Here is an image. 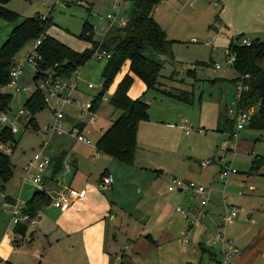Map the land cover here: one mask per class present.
Returning <instances> with one entry per match:
<instances>
[{"label":"rangeland","instance_id":"1","mask_svg":"<svg viewBox=\"0 0 264 264\" xmlns=\"http://www.w3.org/2000/svg\"><path fill=\"white\" fill-rule=\"evenodd\" d=\"M221 2L224 10L222 18L218 20L225 22L226 25L222 24V27L219 25L220 35L230 37L242 32L244 37L250 38L254 36L253 30L256 25L264 29V20L252 13L255 9L254 0H221ZM2 4L17 11L21 16L34 14L47 16L48 25L45 32L70 48L82 51L90 46L89 39L80 33L83 22L88 21L93 25V37L99 39L110 20L107 13L115 14L117 19L125 17L130 7V0H120V2L118 0H7ZM220 6V4L213 5V0H160L154 8L153 17L172 42L169 52L161 55L163 62L157 88H149L142 93V97L147 101L148 116L138 123L137 148L132 163L119 161L104 153L92 155L100 128L105 127L120 112V109L108 100L109 89L104 91L105 98H101L97 104L96 120L87 123L89 128L86 131L91 138V144L77 141L65 132L49 135L50 131L45 125L53 115L51 104L48 103L35 113L36 128L32 125L25 126L23 120L16 121L13 130L15 142L10 143L8 138L0 142V150L8 153L11 161V174L1 181L3 185H0L2 189L0 206L4 193L16 195L19 200L25 202L31 197L36 186L30 179L23 177L25 174L23 166L33 152L39 149L43 139L48 138V150L69 148L68 157L71 155L70 152L78 157L79 168L73 175V185L82 184L88 187L104 173L111 176L113 190L104 189L115 201V205L110 204L105 213L107 219H112L110 221L112 225L108 227L109 242L113 240L112 234L118 239L125 240L124 236H134L135 232L132 230L136 229L143 233L150 232L157 240L158 244L153 245L144 256H135L134 252H130L136 264H185L198 261L202 264H220L218 260L223 254L220 243L211 242L213 235L219 229L224 230V235L230 237L239 248L244 246L251 248L254 239L264 229L263 191L257 195V191L253 194V191H249L247 187L233 190L228 187L229 191H226L228 189L226 188L225 201L237 207V211L239 210L237 216L233 222H228L224 227L209 225L208 230L202 228L204 217L206 224H210L216 217L214 198L220 201L222 207L220 191L224 180L217 175L219 163L223 164L224 161L231 164L238 170L236 174L241 175L245 169L242 166L243 162L249 157L234 148L235 137L231 138L229 131L217 130L215 127L221 108L230 104L235 97V86L229 80L233 76V69L226 61L228 57L226 42L213 50L211 45L201 40L214 30L211 23L216 24L218 20L213 21L212 15ZM15 22L17 21L0 16V44ZM110 23L116 24L112 21ZM192 37L197 38L198 41L192 40ZM262 37L264 39V35ZM27 49L28 42L16 52V55L24 54ZM105 60L106 57L96 58L91 55L74 74L77 77V87L82 94H76L77 104L69 103L63 106L66 114L86 119V116L79 115L78 110L85 99L94 97L101 89V69ZM216 62L219 63V67H215ZM257 62L264 68V56ZM218 77H221L218 79L220 81H211L217 80ZM30 78L31 72L26 68L20 76V81L30 85L32 84ZM88 81L93 85L87 86ZM181 90L192 91L190 102L179 100L172 95L182 93ZM28 94L27 90H21L13 95L9 115L18 112ZM184 118L189 120L186 125L191 124L187 133L185 127L180 124ZM246 130L243 129L242 132ZM206 158H213L214 161L207 166H201L198 160ZM235 159L237 162L234 161ZM73 170L72 168L69 174ZM67 175L68 173L66 175L58 173L59 182L64 184ZM173 177L210 185L215 196L211 201L214 203L211 213L206 216L203 213L201 216L203 207L199 206V196L194 194L192 189L178 190L176 187L173 190L167 189ZM260 182L264 184L263 179ZM51 184L53 183L47 184L46 181H41V186L47 188H53ZM242 184L244 185V181ZM98 189L102 190V187L99 185ZM238 190L243 193H237ZM44 204L46 203L40 201L39 206ZM194 205L198 207L196 210L191 209ZM177 207L183 208L185 212L177 210ZM204 207H208V204ZM3 209L0 210V226L6 223L2 219V214L6 220L10 217L8 209ZM114 211L116 214L112 216ZM197 219L200 221L198 226L194 225ZM192 221L193 224L188 227ZM124 229H127V234L120 233ZM186 236L188 240L182 243L181 240ZM206 238H209L206 246L213 251L216 259H210L205 251L200 252L197 242L200 239L205 241ZM127 244L130 247L129 251H133L134 245L130 241ZM120 245L123 247V244ZM192 247L195 251H192ZM128 255L129 253L125 252L123 256V262L127 259L125 264L130 263ZM263 260L262 254L258 253L252 264H261Z\"/></svg>","mask_w":264,"mask_h":264},{"label":"trees","instance_id":"2","mask_svg":"<svg viewBox=\"0 0 264 264\" xmlns=\"http://www.w3.org/2000/svg\"><path fill=\"white\" fill-rule=\"evenodd\" d=\"M0 0V16L7 20H16L7 37L0 44V87L9 78V68L14 60L16 52L30 39L43 34L38 49L42 54L39 68H37L34 80L41 77L47 69H53L55 74L67 77L76 67H80L84 61L92 55L93 50L99 46L110 52L101 69V89L94 95L92 101L95 106L100 102L104 91L109 89L115 74L126 64V69L108 97L109 102L120 109L119 114L101 130L95 139V149L105 153L119 161L132 163L137 148L136 134L138 123L146 119L147 101L142 93L149 88H157L160 68L163 62V53H168L172 39L166 35L165 30L153 17V10L160 0H130V7L126 12V20L123 25L107 23L101 38L93 37V25L88 21L82 24L81 35L87 37L90 46L82 51H76L55 37L45 32L48 25V17L43 14L21 16L17 11L4 6ZM242 33H236L230 39L229 50L233 53L230 63L234 76L232 81L240 80L245 86L241 90L237 100L238 106L245 109L253 108L248 124L264 129V68L257 60L264 56V40L257 37L251 38L249 44L241 43L239 38ZM171 53V52H170ZM134 76L143 81L145 88L137 96H130L127 89ZM182 93L172 94L179 100L190 102L191 90H181ZM171 93V92H168ZM12 94L2 91L0 88V109L9 107ZM43 93L39 88L32 90L22 101L26 110L25 126L37 127L35 113L46 106ZM218 119V130H231L234 120L226 111ZM66 119L71 122L73 117L66 114ZM81 130L83 121H75ZM8 138L10 143L15 142L13 130L8 125L0 126V142ZM13 149V145H10ZM50 151V150H49ZM52 169L50 178L59 171L65 151L63 149L50 151ZM262 155H254L251 160L250 170H255L261 164ZM11 174V161L9 154L0 150V185ZM102 175L99 176L101 179ZM6 197H10L7 196ZM51 195L47 190L35 188L31 197L26 201V210L29 215L37 212L38 202H48ZM14 230L24 233L26 225L17 223ZM5 264H11L5 261ZM185 264H192L187 262Z\"/></svg>","mask_w":264,"mask_h":264},{"label":"crops","instance_id":"3","mask_svg":"<svg viewBox=\"0 0 264 264\" xmlns=\"http://www.w3.org/2000/svg\"><path fill=\"white\" fill-rule=\"evenodd\" d=\"M220 5L221 6L218 8V10H215L213 12L212 15L213 21H217L218 19L222 18L221 16L224 10V5L222 4L221 0H220ZM253 6L255 7V9L252 10L253 11L252 13L254 15L259 16L262 20H264V0H254ZM211 24L209 25H211L212 29L214 30H212V32L208 34L207 37L205 36L201 40L204 41V43L211 45L213 50H215L218 45L222 44L223 42H226L227 54L229 57V53H231V51L228 48V44L232 36H234L236 33L230 37H225L223 35H220L219 33L221 27L223 25H226L225 22L218 20L216 24L215 22L214 23L212 22ZM219 25H221L220 28ZM256 26L254 27L253 30L254 36L250 38L249 37H245V38L250 40L253 37H257L261 40H264L262 39L263 38L262 36L264 35V29H261V27L258 26L256 27ZM242 36L244 37L243 33ZM192 40L198 41L197 38L195 37L194 39L192 37ZM231 61H227V62L231 63ZM215 67H219V65ZM125 69H126V64L122 66L121 69L115 74L113 81L109 86L110 92L114 88L116 82L120 79V77L124 73ZM234 75L235 74L233 71V76ZM220 78L221 77H218L216 78L217 80L214 79L211 81L213 82L220 81L218 80ZM231 78L229 80L235 86V81H232ZM144 88L145 85L143 81H141V79H139L138 77L134 76L133 81L131 82V84L127 89V93L130 96L134 97L141 94ZM227 107L228 104H226L225 107L221 108V111L217 115L215 127L218 123V119L220 118L221 114H224L223 112L226 111ZM252 111L253 108L251 107V112ZM109 123H107L105 127ZM99 125L101 126L102 124ZM189 125L191 127V124ZM88 126L89 125L87 124L85 126V129L89 128ZM103 128H100V132ZM243 129H247V130L245 132H242ZM233 130H234V123L232 129L229 130L230 135ZM221 131H228V130H221ZM185 132L187 133L189 132V130ZM263 142H264V129L250 126L247 123L237 131V136L234 138V148L238 149V151H240L241 153L247 154L249 157L247 158V160H245V162H243L242 166L245 169L243 173H241V175L236 174L238 172V170L236 169L235 172H230L228 176L226 177L222 176L220 174V167L222 166V164L219 163V170L217 172V175L219 178L224 180L223 186L220 191L223 200L222 207L220 201L214 198L215 196L213 195L212 188L210 187V185H206L208 187V193H207L208 200L205 203V205L208 204V207H204L205 206L204 204H203L204 206L199 205L200 207H203L201 216L203 215V213H205V216L211 213V210L214 205V203H211L212 198H214L213 200L215 201L214 208L217 210V213L215 219L211 221L210 224L204 223L206 217L203 218L202 228L204 230H208L209 225L213 227L215 226L220 227V216L224 212L225 208L230 205L235 206L233 203H228L227 201H225V198H227L225 192L226 188L231 187V190H233L234 188L239 189V188L247 187L249 191H253V194H256L257 191V195H260L261 191L264 192V184H261L260 182L261 179L264 180V144H262ZM61 149L65 151L63 158L71 162L70 168L68 169V171L64 173H62L59 169L58 172L53 173L55 174L53 178L52 176L50 178L52 169L48 168L44 174L43 181H46L47 184L53 183L51 184L53 185L52 186L53 188H47L46 186H38V187L47 190L48 193L51 195V197L54 195V190L57 189V187L60 188L59 186L74 187L75 189L78 190V195L75 196L65 207L54 206L50 203V201L45 202L46 204L43 205L44 207L43 206L40 207L39 206L40 201H39L38 208L36 209L37 212L34 217L35 221L33 223H29V222L25 223L26 230L24 233L16 232L14 230L15 224L11 222L10 217L9 219L6 220L4 218V215L2 214L1 215L3 217L2 219H4L3 221H6V223H4V226L3 224L2 226H0V264H5V261L10 262L11 264H125L127 261V259H125L126 261L123 262V256L125 252L126 253L128 252L129 253L128 256H130L129 264H136L133 261L130 252L132 253L134 252L135 256H144L146 253H148V251L152 249L153 245L156 246L158 244L157 240L153 238L150 232L143 233L140 230L136 229L134 231L132 230V232H135L134 236L125 235L124 236L125 240L124 238L118 239L114 234H112L113 240L112 242H109L108 227L109 225H112L110 222L112 219H107L105 217V213L109 209L110 204L115 205V201L110 197V193H108L105 190H107V188L109 190H113L114 187L112 184L113 182L112 178L111 181L108 183H102L101 179L96 178L95 183H97L98 186L95 183L93 184L90 183L91 185H88V187L82 184H78L79 186L73 185L72 178L75 173V170H78L79 168V159L75 154H72V152H70L71 153V155L69 156L70 158L68 157L69 148L66 149L64 147H61L59 150ZM57 150L58 149L55 150L53 149V151H57ZM100 153L102 152H98L95 149L92 155L97 156ZM257 154L262 155L261 164L257 169L250 170L252 157ZM198 161L200 164V159ZM212 161H214V159ZM212 161L206 163L205 165L202 164L200 165L207 166ZM234 161L237 162L236 159ZM223 163L225 162L223 161ZM72 168L74 170L72 171L71 174H69ZM58 173H61L62 175L63 174L66 175L68 173L67 179L64 181V184L59 182ZM103 175L106 174L104 173ZM98 180L100 182H98ZM225 181L227 183H225ZM242 181H244V185L242 184ZM99 185L100 187H102V190L98 189ZM177 189L182 190V189H192V188L187 186H182V187H177ZM258 189L261 190L258 191ZM226 191H229V188ZM237 193L240 194L243 192L238 190ZM4 194L10 197H16V195L10 193H4ZM194 194L196 193L194 192ZM217 198H219V196H217ZM0 207H1L0 208L1 211L4 210L3 209L4 207L2 205ZM42 207L43 209H41ZM197 208L198 207L194 205L191 209L196 210ZM220 211L222 212L220 213ZM237 212L232 216L229 222L234 221L235 217L237 216ZM115 214L116 212L114 211L112 216H115ZM198 219L195 222L192 221L191 223H189L188 227L190 226V224L192 225L193 222L194 225L197 226L200 225V221ZM218 231H220V229ZM222 232L224 233V230ZM120 233L127 234V229H124V231H121ZM225 238H227L226 241L222 243L219 240H215L213 235L211 242L220 243L221 253L222 251H225L227 248H229L228 245L236 248V252L232 257L235 264H252L256 260L258 253L262 254L264 258V229L254 239L253 243L251 244L253 245L251 248H247L245 246L239 248L238 245H236L230 237H227L225 235ZM208 240L209 238H206L205 241H203L202 239L198 240L197 243H198V247L200 248V252L205 251L209 254L210 259H216V256L213 253V251L209 248V246L208 247L206 246V241L208 242ZM128 241H130L131 244L134 245L132 247L133 251H129L130 247L127 246ZM120 244H123V247H121ZM192 251H195V248L192 247ZM201 253L199 255L200 259H201ZM221 256L223 257V254ZM218 262L222 264L221 259L218 260ZM192 264H202V262L198 261ZM261 264H264V260L261 262Z\"/></svg>","mask_w":264,"mask_h":264},{"label":"built area","instance_id":"4","mask_svg":"<svg viewBox=\"0 0 264 264\" xmlns=\"http://www.w3.org/2000/svg\"><path fill=\"white\" fill-rule=\"evenodd\" d=\"M120 2V0H118ZM220 4V0H213V5ZM107 17L110 19L108 22H116L117 25H123L126 17L116 18L115 14L107 13ZM43 34L37 35L36 37L30 39L28 41V49L22 55H16L12 64L9 68L8 80L1 85L2 91H7L12 94L20 92L21 90H27L29 93L35 88H39L42 93L44 100L46 103H50L52 107V119L45 125L46 129L50 131L49 135L52 136L53 133H68L70 136L74 137L75 140L84 142L86 144H91V138L87 134L85 126L87 123L94 122L96 118V106L93 103V96L85 99L79 107V115L86 116V119H80L78 117H73V120L69 122L66 119V112L63 108L64 105L69 103H78V98H76V94L81 95V90L77 87V77H75V73L78 72L80 67H76L73 72L67 76L63 77L55 74L53 69H47L46 72L42 74L41 77L34 80V75L36 73L37 68H39L40 60L42 59V54L38 49V45L42 38ZM194 39V37H193ZM241 43L249 44V39L245 37H241L239 40ZM110 52L103 47L97 46L92 55L96 58L107 57ZM233 58V53H229V57L227 61H231ZM219 64L216 62L215 66ZM28 68L31 72V80L32 84L22 83L20 81V76L23 72ZM93 83L88 81L87 86H92ZM245 86L242 84L240 80L235 82V97L240 96L241 90ZM105 95H102L104 98ZM46 104V105H47ZM9 107L5 109H0V126L8 125L11 130H14L16 125V121L23 120L24 125L26 122V110L21 107L18 109V112L9 115L8 111ZM226 113L228 116L232 117L234 120V130L231 132L232 137L237 136V131L242 128L244 125L248 123L251 118L252 112L251 109H245L238 106L237 100H232L228 107L226 108ZM23 116V118H21ZM75 121H83L84 126L80 130L79 127L75 124ZM188 120L184 118L181 121V124L185 127V131L189 130L190 125L186 122ZM49 142L48 138H44L39 149L33 152L32 156L29 157L24 163V178L30 179L35 186H41V181L43 180L44 174L48 168H50L51 153L48 150L47 146ZM6 151H9L8 148H5ZM213 158L201 159L200 164L205 165L206 163L212 161ZM71 163L69 160L63 158L60 171L62 173L68 171ZM236 168L229 163H223L220 167V174L224 177L228 176L230 172H235ZM102 183H108L111 181V177L109 175H103L101 177ZM187 186L193 189V191L199 196V205L202 206L208 200V187L201 182H196L194 180H186L181 178L173 177L171 183L167 185V189L171 190L175 187ZM2 191V189H0ZM78 195V190L74 187H60L54 190V195L50 199V203L54 206L65 207L75 196ZM1 205L4 208H8L10 213V220L13 224L17 223H33L35 221L34 215H29L26 210V202L23 200H19L18 197H6L3 195V200ZM181 212H185V210L181 207H177ZM237 208L233 205L227 206L224 212L220 216V226H224L227 222H229L234 214H236ZM188 237H184L181 241H187ZM215 240H219L224 243L227 238H225L224 233L220 230L217 231L214 235ZM225 251H223V257L221 258L222 264H235L232 257L236 252V248L228 245Z\"/></svg>","mask_w":264,"mask_h":264}]
</instances>
